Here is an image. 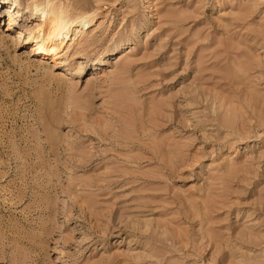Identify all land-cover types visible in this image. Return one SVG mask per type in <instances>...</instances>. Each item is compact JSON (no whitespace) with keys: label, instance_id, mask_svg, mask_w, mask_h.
Here are the masks:
<instances>
[{"label":"rangeland","instance_id":"374dc122","mask_svg":"<svg viewBox=\"0 0 264 264\" xmlns=\"http://www.w3.org/2000/svg\"><path fill=\"white\" fill-rule=\"evenodd\" d=\"M17 1L0 264H264V0ZM45 1L92 19L58 61L28 38Z\"/></svg>","mask_w":264,"mask_h":264},{"label":"bare ground","instance_id":"6f19581e","mask_svg":"<svg viewBox=\"0 0 264 264\" xmlns=\"http://www.w3.org/2000/svg\"><path fill=\"white\" fill-rule=\"evenodd\" d=\"M4 0H0L3 2ZM46 2V1H45ZM18 1L15 0L14 4H17ZM35 13H38L41 17V23L37 28L30 30V35L36 36L34 43V49L38 54H41L42 57H51L52 60H57L60 56L59 48L68 43V40L65 42V39L68 37L69 32L73 29L74 26L80 28L76 29V33L73 36V41L78 39L81 36V31L83 27L89 25L92 21L91 16L89 15H79L76 17H71L65 10L60 9L59 7L51 4L47 1L43 5L34 4ZM8 21V27H12L15 21V15H18L19 12L13 9ZM23 35L22 31L18 32V36L21 38ZM83 35V34H82ZM72 35L69 36L71 39ZM77 37V38H76ZM59 41V43H58ZM72 44V43H71ZM58 61V60H57Z\"/></svg>","mask_w":264,"mask_h":264}]
</instances>
